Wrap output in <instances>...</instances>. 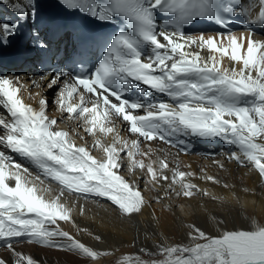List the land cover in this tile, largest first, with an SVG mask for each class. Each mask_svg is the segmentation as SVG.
<instances>
[{
	"label": "snow or ice",
	"instance_id": "6c2138e0",
	"mask_svg": "<svg viewBox=\"0 0 264 264\" xmlns=\"http://www.w3.org/2000/svg\"><path fill=\"white\" fill-rule=\"evenodd\" d=\"M60 2L93 20L123 22L125 27L108 38L91 69L44 71L38 81H31L35 93L19 76L0 75V242L15 256L13 264H38L15 250L12 241L20 238L75 252L92 264L112 255L81 242L59 222L75 226L66 194L104 199L124 217L140 214L148 201L135 181L120 174L125 157L129 172L144 171L146 183L162 187L161 182H168L169 191L179 185L176 195L186 198L209 195L188 179L195 177L194 172L182 170L179 163L170 167L167 155L153 159L156 150L150 146L144 150L145 141L159 140L183 152L190 147L186 137L218 138L237 149L229 159L242 167L251 165L264 181V41L256 40L251 28L246 35L232 30L188 34L185 28L209 20L227 29L226 17L231 16H247L249 24L264 26V0L244 7L226 0ZM0 3L9 5L10 0ZM10 6L20 20L36 14L35 0ZM17 30L18 23L0 22V45L7 44ZM38 46L41 51L49 47L43 40ZM205 51L207 56L202 54ZM225 58L230 62L227 67ZM45 87L58 89L57 110L80 121L77 127L93 137V148L103 152V159L57 127L58 118L48 115ZM150 91L171 102L151 100ZM28 100H35L38 107ZM125 129L130 136L121 134ZM98 133L111 135V142L102 143ZM203 179L220 183L212 175ZM53 183L58 186L55 195H51ZM80 210L83 214V206ZM189 227L190 243L161 242L154 250L141 248L142 255H123L116 264H264V223L217 235ZM0 264L8 262L0 258Z\"/></svg>",
	"mask_w": 264,
	"mask_h": 264
},
{
	"label": "bare ground",
	"instance_id": "6f19581e",
	"mask_svg": "<svg viewBox=\"0 0 264 264\" xmlns=\"http://www.w3.org/2000/svg\"><path fill=\"white\" fill-rule=\"evenodd\" d=\"M235 1L238 2L235 4H239L241 7L253 2V0ZM16 2H20V0H10V4ZM35 2L37 5L36 14L23 19L28 27L27 30L23 31L21 40L27 44L18 47L21 52L25 53L31 50L37 51L38 40H43L48 44L50 39L48 34V27L51 25L49 11L42 0H35ZM226 2L233 3L232 0H226ZM10 4L0 3V22L14 23L19 20ZM256 11L258 9L254 8L253 12ZM259 26L261 31L255 33L254 38L264 41V26ZM247 30L245 29V31ZM235 32L239 34L241 31L236 29ZM204 33L206 35L214 34L211 31ZM202 54L208 55L207 51ZM31 58L28 57L25 61L26 64L10 67L3 76H19L35 93L37 89L32 86L31 81H38L43 71H37V67L32 64ZM223 63L226 67L230 65L227 58ZM44 92L50 102L48 115L54 116L60 121L57 127L66 131L75 129L81 136H85L88 142H93L92 136L86 135L82 127H77L80 121L69 120L67 114L62 116L57 110L55 100L58 89L50 90L45 87ZM136 94L138 95V93ZM25 97H27V93H25ZM151 97L153 101L168 100L171 102L169 98H165L161 94H153ZM52 98L53 101H50ZM27 102L38 107L35 100H28ZM121 134L130 136L126 130ZM97 135L105 145L112 140L111 135L106 137L99 133ZM70 136L73 140L74 137ZM76 138L81 140L78 136ZM184 139L190 147H187L183 152L159 140L145 141L141 147L147 150V147L150 146L156 150L153 159L156 156L167 155L171 167H175L179 163L182 170L194 172L195 177L188 179L201 189L207 190L209 193L207 196L197 193L186 198L176 195V191L180 190L179 185H172L175 191H169L168 182H161L162 187L146 183L148 177L144 171L137 168L134 172H129L126 157L120 174L129 181H135L148 201L147 206L140 214L124 217L114 211L110 202L104 199L83 198L75 194H66L65 202L73 208L72 215L75 226L72 223L62 221L59 222L60 226L86 245L96 250L112 253L110 256L101 257L95 264H116V260L123 255L140 254L141 248L154 250L156 245L161 242L188 244L190 241L187 233L191 230L190 225H196L209 235H217L222 230L250 229L253 223H264V181H261L251 165L242 167L228 158L232 151L237 150L235 146L218 138L213 140L186 137ZM73 141L77 145H81L79 141ZM13 155L17 161L32 167L27 160ZM94 156L97 159H103V157ZM220 164H223L224 167L221 168ZM168 175L171 176V173L169 172ZM206 175L216 177L220 183L215 184L203 179ZM57 187L54 183L52 184L53 192L51 195L56 194ZM157 196L161 197L159 201L156 200ZM81 206H83V214H81ZM81 229H85V231H81ZM96 235L101 237L99 241L95 239ZM12 244L16 251L30 255L38 261V264H92L85 257L77 255L75 252L29 244L27 239L14 241ZM0 258L5 259L8 264H13L15 260V256L3 242H0Z\"/></svg>",
	"mask_w": 264,
	"mask_h": 264
},
{
	"label": "rangeland",
	"instance_id": "374dc122",
	"mask_svg": "<svg viewBox=\"0 0 264 264\" xmlns=\"http://www.w3.org/2000/svg\"><path fill=\"white\" fill-rule=\"evenodd\" d=\"M15 242L16 241H22V239H19V240H14ZM132 253H130V254H127V255H131ZM136 255H142L141 253L140 254H132V256H136ZM146 258V257H145Z\"/></svg>",
	"mask_w": 264,
	"mask_h": 264
}]
</instances>
